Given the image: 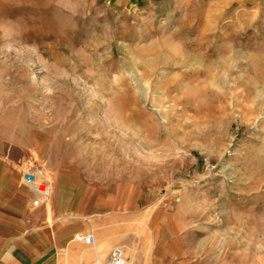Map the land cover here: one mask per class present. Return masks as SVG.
<instances>
[{
	"label": "rangeland",
	"instance_id": "1",
	"mask_svg": "<svg viewBox=\"0 0 264 264\" xmlns=\"http://www.w3.org/2000/svg\"><path fill=\"white\" fill-rule=\"evenodd\" d=\"M131 1L0 0V156L137 184L85 228L100 259L130 239L162 264L135 230L165 202L194 261L264 264L263 4Z\"/></svg>",
	"mask_w": 264,
	"mask_h": 264
},
{
	"label": "crops",
	"instance_id": "2",
	"mask_svg": "<svg viewBox=\"0 0 264 264\" xmlns=\"http://www.w3.org/2000/svg\"><path fill=\"white\" fill-rule=\"evenodd\" d=\"M257 2L264 7V0ZM39 148L36 143L27 148L29 153L20 150L19 155L9 152V157L0 156V264H90L94 254L100 257L112 241L105 242V247L99 251L94 236L93 253L86 246L90 244L73 239L74 233L88 232L85 228L91 222L110 211L128 213V208L133 209L138 202V186H133L125 201L123 197L118 201L119 181L106 185L94 175L83 178L75 166L63 168L53 160L50 162L47 157H41ZM34 167L39 169V178L51 187L49 198L36 206L32 204L34 191L21 179L24 171ZM84 186H87V194L79 199ZM166 205L160 202L161 213L153 220L147 218L146 212L140 221L143 227L135 230L153 249L156 260L162 264H181L185 260L186 264H215L194 261L190 251L193 247L185 235L178 234L179 226L173 219L179 210L174 205L170 210ZM163 217L168 222V241L159 237L163 231L160 222ZM147 219L151 223L146 226ZM133 243L129 239L118 247H125L127 253L137 257L134 264H147Z\"/></svg>",
	"mask_w": 264,
	"mask_h": 264
},
{
	"label": "built area",
	"instance_id": "3",
	"mask_svg": "<svg viewBox=\"0 0 264 264\" xmlns=\"http://www.w3.org/2000/svg\"><path fill=\"white\" fill-rule=\"evenodd\" d=\"M21 179L23 183L27 184L34 191V198L32 204L34 206L44 202L51 192V187L47 181L41 180L39 178V169L34 167L30 171H24L21 174ZM73 239L86 244L94 243V235L92 232H75ZM92 264H132L128 257L125 255L124 251L118 247L114 246L111 248L109 253L104 259L96 257Z\"/></svg>",
	"mask_w": 264,
	"mask_h": 264
},
{
	"label": "bare ground",
	"instance_id": "4",
	"mask_svg": "<svg viewBox=\"0 0 264 264\" xmlns=\"http://www.w3.org/2000/svg\"><path fill=\"white\" fill-rule=\"evenodd\" d=\"M263 8V7H262ZM253 10H255L254 8H253ZM252 10V11H253ZM212 12V11H211ZM257 14V13H256ZM217 15V14H216ZM209 16V15H208ZM218 18V17H217ZM213 22V21H212ZM48 170V169H47ZM48 198H49V195H48ZM47 202V201H46ZM123 251H124V253L126 254V255H128L130 258H129V260H130V262L132 263V264H134V262H135V260H136V256H134L133 254H130V253H127V251H126V248L125 247H123V246H119Z\"/></svg>",
	"mask_w": 264,
	"mask_h": 264
}]
</instances>
